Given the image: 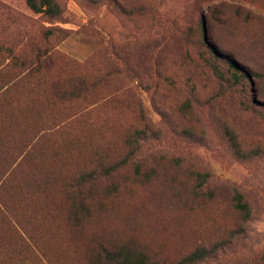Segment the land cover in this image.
<instances>
[{
    "label": "rangeland",
    "instance_id": "374dc122",
    "mask_svg": "<svg viewBox=\"0 0 264 264\" xmlns=\"http://www.w3.org/2000/svg\"><path fill=\"white\" fill-rule=\"evenodd\" d=\"M51 2L0 0V258L264 264V0Z\"/></svg>",
    "mask_w": 264,
    "mask_h": 264
},
{
    "label": "trees",
    "instance_id": "16d2710c",
    "mask_svg": "<svg viewBox=\"0 0 264 264\" xmlns=\"http://www.w3.org/2000/svg\"><path fill=\"white\" fill-rule=\"evenodd\" d=\"M28 7L35 13H42L53 17L57 15L56 6L52 4L51 0H26ZM230 67L239 70V67L231 62ZM236 82L239 81L237 75H233ZM240 209L246 210L247 207L243 204H238ZM26 245V244H24ZM23 245V246H24ZM27 249H31L26 245ZM215 248L208 250L204 247L196 248L186 257L182 258L176 264H195L198 261L206 258L212 253ZM0 264H49L48 260L41 255L31 253L28 257L21 256H5L0 258ZM92 264H158L149 258L145 253L135 251L127 246H115L110 248H101L99 255Z\"/></svg>",
    "mask_w": 264,
    "mask_h": 264
}]
</instances>
